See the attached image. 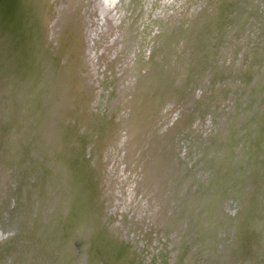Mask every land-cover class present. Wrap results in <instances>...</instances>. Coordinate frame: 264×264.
I'll list each match as a JSON object with an SVG mask.
<instances>
[{
    "label": "bare ground",
    "instance_id": "obj_1",
    "mask_svg": "<svg viewBox=\"0 0 264 264\" xmlns=\"http://www.w3.org/2000/svg\"><path fill=\"white\" fill-rule=\"evenodd\" d=\"M49 1L55 0H0V264H152L135 246L121 243V231L104 224L105 207L113 205L101 201L102 189L104 198H112L94 180L93 164L72 162L78 155L63 131L70 122V133L76 132L74 121L85 112L75 84L88 71L75 77L71 71L95 62L78 58L74 45L70 60L62 32L46 30ZM111 1L69 0L64 18L81 33L82 23L89 24L83 11L101 7L115 18ZM112 2L121 19L113 45L122 73L117 103L128 108L120 127L114 121L113 165L117 175L129 176L127 190L143 200L154 197L156 204L159 187L167 189L163 219L157 206L149 214L154 225L169 227L163 229L168 254L155 264H264V0H184L177 2L183 9L172 10L159 0ZM144 6L147 17L157 9L158 27L177 13L189 15L191 24L172 41L154 33V47L143 50L149 42L141 33L153 21H140ZM109 19H100L90 35L96 44L113 37ZM103 41L106 68L113 49ZM167 44L176 50L173 61ZM62 51L66 61L59 56L57 71L51 56ZM159 72V86L145 93L147 75ZM99 83L106 89V81ZM152 111L158 117L148 123ZM164 166L170 170L162 178Z\"/></svg>",
    "mask_w": 264,
    "mask_h": 264
},
{
    "label": "rangeland",
    "instance_id": "obj_2",
    "mask_svg": "<svg viewBox=\"0 0 264 264\" xmlns=\"http://www.w3.org/2000/svg\"><path fill=\"white\" fill-rule=\"evenodd\" d=\"M113 1V0H112ZM111 4H109V8L113 10V14L114 17L117 19L116 22L118 24H116L115 22V18H110L107 17V13L106 11L103 9H101V7H98L97 9L94 7L93 9H89V11H83V13L81 14V17L83 16V22L85 21V19H89V24L84 25L82 23V27H81V33L80 32H75V26L69 27V23L67 18H64V7H68L69 5H71L72 3L69 2V0H55L52 1L47 4V8L45 9V12L47 14V20L45 21V25L47 27V31H48V27L49 29L54 26L57 27V29H59L60 34L62 32V42H60L61 47L64 49H72L73 45L76 46V50L78 49V58H83V59H87V62L90 63L89 60L94 59V66H90L85 64V65H81V66H77L76 68H74L71 72H74L73 77H75V75L77 76H81V70L82 72H87L86 74V79L87 77L90 76V79L93 77V75L95 74V69H97L98 72H96V74H98L97 76L95 75L94 78L98 79V82H94L95 79L93 78V80H91L88 84H84L83 81L85 82L86 79H84V76H82L83 80L82 81H77V84H75L78 86V88H80V91H82L83 93V97L81 98V101H86L85 104V112L81 113V118H79L78 120L74 121V118H71V121H74V123L77 121V123H75V128H76V132H71L70 133V125L69 123L66 124L65 126V130L63 131L65 137L69 136L71 137V139L74 142V151L76 153V156L78 159H76L75 157L73 158L72 162L75 164H79L80 161L82 162H87V165H91V163L93 164L94 168H95V176L96 178H94V180L96 179L97 182L101 181V186L106 189L109 190V194L111 196V200H109L110 198H107L105 200L104 198V194H105V190L102 189V191H104V193L101 192V201L105 203L106 202L111 204L110 206H112V210L107 209V207H105V218L103 217V221L104 224L106 226L111 227L114 230H119L122 233H120V239H121V243H124L128 248L135 246L136 251H139L140 254L143 253L144 255H148L149 261L153 264L156 263H161L162 262V258L167 256V252L168 250L166 249V243L169 242L168 239V235L169 233H165V231H163V229L165 228H169L167 227V225H165L163 227V229L161 227H158L157 225H154V221L153 219L150 217L149 214H151V211L153 208H155V206H157V210L161 213H159L161 219H163V211H161L162 209L160 207L163 208V203L165 202V198H163V190L165 189V186H163V188L161 189L159 187L158 190H162L161 194L159 192L156 204L154 201V197H153V201L152 200H143L140 196V194L135 195L134 193H130L127 190L128 185V181L127 178L129 176H125L124 174H121L120 176L117 175V169L116 167L113 165V158L112 157V149L114 146H116V137H117V130L115 129L116 126V120H119V127L121 124V121L123 119V117H126L128 115V108L125 110L123 109L121 103H117L118 102V89H119V80L122 78V73L120 71L121 67L119 65V61L120 58L116 57L118 59V61L115 59L114 54L116 53L114 50L116 49V47H113L115 41V38H118V36H120V26H121V19H119V13L117 12V5L116 2H112ZM179 1V3L183 2L184 0H159V2L166 8V9H170L172 10L173 8H179V9H183V7H180L179 4L177 3ZM55 4H57V6H54ZM145 4V3H144ZM183 3H181L180 5L182 6ZM177 5V6H176ZM83 6V5H82ZM176 6V7H175ZM145 7V6H144ZM92 8V6H91ZM68 9V8H67ZM66 9V10H67ZM71 8L69 7V10ZM157 9H152L148 16L146 7L142 8V11L139 14L140 17V21L142 20V22L148 21L149 19L152 21V23L148 24L146 26V29L141 33L142 36H146L148 37V42L149 45L145 46L144 44H142V49H148L149 51L152 50V48L154 47L153 42L156 41V38L154 37V33H158L161 32L163 34V41H167V40H171L173 37L176 36H180L179 34L181 33V31H183V27L186 26H190L191 24V20H189L188 16L186 15L187 18H185L184 16H178V13L175 14L174 16L170 18L171 19H166L163 20V24L161 25V27H158V24L156 23H160L158 21V19H156V13H158V11H156ZM71 11V10H70ZM66 12V11H65ZM172 11L168 12L169 14H171ZM187 12V11H185ZM189 13V12H187ZM56 18L55 21H53ZM100 19L105 20V19H109L111 20L115 26L113 27L114 30V34L113 37H109L108 41L105 42L106 40L102 39L99 44H96L94 41L95 39L93 37H91V34H94L95 32V28L98 25V22L102 23V20L100 21ZM82 21V19H81ZM81 23V22H80ZM100 23V24H101ZM155 23V25H154ZM78 27V26H77ZM77 31V30H76ZM56 35V34H55ZM54 35V36H55ZM95 38L99 39V37H97V35H94ZM139 35L137 34V37ZM141 36V38H142ZM153 37V38H150ZM51 40L48 42V46L50 48L54 47V42L55 39L51 34H50ZM171 38V39H170ZM76 39V40H75ZM79 39V40H78ZM104 40V41H103ZM103 41L104 46H107L108 51L112 48L113 49V54L110 55V57H108V61L110 60V62L112 63V66L110 67H105L104 62H103V58L101 55V50H102V46L101 42ZM143 42V41H142ZM79 43V46H78ZM113 43V44H112ZM112 46V47H111ZM166 47H164L165 52L168 54V58L173 61V59H175L176 55L174 54V52H176V50L169 48L168 44L165 45ZM110 47V48H109ZM133 47V52L136 55L137 53V58L140 59V51L139 48H136L135 45L132 46ZM60 48V47H58ZM99 48L100 52H97ZM168 49V50H167ZM172 49V50H171ZM167 50V51H166ZM72 52H69L70 55V60L73 59V61H75V52H73V50H71ZM147 52V51H146ZM80 53V54H79ZM111 53V52H110ZM142 53V52H141ZM64 54V52L62 51L61 53H56L53 54L51 56V58L53 57L55 59V67L58 71L59 68V63H60V59L59 60V56ZM171 54V55H170ZM165 55V54H164ZM112 56V57H111ZM63 57V55L61 56ZM161 57H163L164 60V56L163 54H161ZM77 58V59H78ZM63 59L65 60V56L63 57ZM68 60V59H67ZM112 60H114L112 62ZM116 60V61H115ZM134 60H135V56H134ZM66 61V60H65ZM159 62V61H158ZM163 63V62H162ZM162 63H160V65L162 66ZM169 63V62H168ZM91 64V63H90ZM164 64V63H163ZM161 66H159L160 70H161ZM166 66V63H165ZM101 68V69H98ZM54 69V67H53ZM56 72V71H55ZM91 73V75H89ZM108 73V74H107ZM103 75L100 78V75ZM157 78H155V76H157ZM157 75L154 74L153 75H147L148 77V82L150 84L142 86V90H145L144 92L147 93L149 92V90H152V88H156V84L157 86H159V83H157V79H163L161 72H159ZM161 75V76H160ZM76 76V77H77ZM154 77L156 79V81H152L151 77ZM184 78V76H183ZM186 79V77L184 78ZM99 80L102 81H106V86L104 88H98V84L99 87L100 83ZM151 85V86H150ZM91 86V87H90ZM91 89H90V88ZM95 88V89H94ZM150 88V89H149ZM100 89H103L104 91L101 93ZM138 91V89L136 88V92ZM109 94V95H108ZM129 95V94H128ZM133 95V94H132ZM168 97V95L166 96ZM163 105V103L160 101V103L158 104V108H160ZM73 109H75L74 106H72L71 111L72 114H74ZM152 115H146L147 118V122L152 123L153 118L158 117V113L154 111H152ZM155 114V115H154ZM80 115V114H79ZM79 117V116H77ZM151 117H153L152 119H150ZM68 118V117H67ZM149 119L151 121H149ZM67 121V120H66ZM115 121V123H114ZM161 128L159 129L158 133L156 134L157 137H155L154 139L158 138L161 134ZM73 134L76 135V137H73ZM135 136V134H133ZM100 139H105L103 141V143L99 140ZM153 139H150V141ZM152 146L153 144L150 143ZM147 146L146 149L144 151L141 152L142 156H145V158L147 157ZM80 160V161H79ZM97 160L99 161V164L101 165V167H98L99 169H97L95 167ZM89 165V167H90ZM92 166V165H91ZM120 167H122V164H120ZM166 167H161V172L159 171V173H161L160 175H162L163 178V170L165 171V173L167 172V170L169 169H165ZM121 169V168H120ZM124 169H122L123 171ZM103 173V174H102ZM98 175H99V180L98 179ZM102 175V176H101ZM172 175L169 176V179L171 178ZM89 186V184H88ZM167 189H165L166 191ZM8 191V190H7ZM133 194V195H132ZM103 195V197H102ZM108 200V201H107ZM117 207V208H116ZM119 208V209H118ZM107 210V211H106ZM165 211V210H164ZM129 229V230H128ZM164 229V230H165ZM11 235L12 232L8 231L6 233V235Z\"/></svg>",
    "mask_w": 264,
    "mask_h": 264
},
{
    "label": "water",
    "instance_id": "obj_3",
    "mask_svg": "<svg viewBox=\"0 0 264 264\" xmlns=\"http://www.w3.org/2000/svg\"><path fill=\"white\" fill-rule=\"evenodd\" d=\"M174 187H176V186H174ZM177 195V194H176ZM171 196H172V194H171ZM173 196H175V194L173 193ZM172 204L174 205V200H173V202H172ZM170 211V208L168 209V212ZM165 213V212H164ZM163 213V216H165V214ZM165 226V225H164Z\"/></svg>",
    "mask_w": 264,
    "mask_h": 264
}]
</instances>
